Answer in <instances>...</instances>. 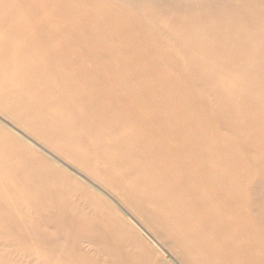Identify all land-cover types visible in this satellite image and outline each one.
<instances>
[{
	"label": "bare ground",
	"instance_id": "6f19581e",
	"mask_svg": "<svg viewBox=\"0 0 264 264\" xmlns=\"http://www.w3.org/2000/svg\"><path fill=\"white\" fill-rule=\"evenodd\" d=\"M19 2L27 14L30 10L40 31L60 34L65 46L81 52L106 45L107 31L126 33L111 18L121 7L143 17L166 44V50L152 59L172 65L168 74L182 72L191 82L184 94L167 104L185 122L176 135L200 146L202 156L196 153L195 159L209 166L207 174L223 185L228 197L234 193L233 200H246L249 220L256 226L247 243L257 242L255 252L264 257V0H27V6ZM0 12L22 16L13 0H0ZM29 46L0 27V110L109 185L186 264H222L209 226L189 228L184 197L157 194L155 210L142 204L128 181L146 172L132 165L133 150L125 135L111 120L88 116L84 110L90 99L84 87L65 95L42 54ZM127 56L137 63V57ZM251 85L257 88L250 91ZM77 110L85 124L76 120ZM101 130L103 155L95 151ZM121 147L123 159L114 158ZM11 170L15 176L7 177ZM81 188L77 177L0 126V264H171L119 209L94 190H86L92 194L86 199ZM174 203L177 208L171 207ZM255 252L251 264H258Z\"/></svg>",
	"mask_w": 264,
	"mask_h": 264
},
{
	"label": "rangeland",
	"instance_id": "374dc122",
	"mask_svg": "<svg viewBox=\"0 0 264 264\" xmlns=\"http://www.w3.org/2000/svg\"><path fill=\"white\" fill-rule=\"evenodd\" d=\"M13 1L22 16L18 18L17 13L0 12V27L12 32L24 45H30L29 47L42 54L47 70L65 95L73 94V89L78 86L84 87V94L90 99L84 110L88 116L96 114L111 120L117 131L125 135L133 150L132 165L147 173L138 180L128 181L137 190L142 204L155 210L157 194L172 193L179 199L184 197L187 201L189 228L196 231L203 225L209 226L214 233L215 250L222 255V264H251V254L259 247L254 240L247 243L249 237L253 239L256 226L249 220L250 210L243 199L244 195L241 202L233 200V192L229 198L223 185L207 174L209 166H202L200 160L195 159L196 153L202 156L200 146L196 148L194 143H186L185 139L176 135L186 127L185 122L168 105L173 96L184 94L191 82L182 72H176L175 77L168 74L172 65L161 63L160 58L152 59L154 55L166 50V44L157 32L146 26L143 17L129 13L127 7H121L120 14H113L111 18H115L119 28L126 29V33L118 35L107 31L104 35L107 38L106 45H91L90 49L81 52L76 46H65L66 39L60 34L40 31L30 16V10L27 14L19 0ZM22 2L28 5L27 0ZM116 37L118 43H114ZM89 38L92 39L93 36ZM127 55L137 57V63L128 61ZM256 88V85H251L249 90ZM74 110L76 106L70 108V111ZM75 118L79 123L85 124V116L80 110L76 111ZM0 126L26 141L42 153L47 161L60 165L66 172L77 177L82 182V194L86 199L92 197L86 191L89 189L113 204L171 264H186L171 244L156 234L138 212L116 195L109 185L89 175L88 171L13 122L2 110ZM103 134L104 130H101L98 142L95 143V151L100 155L106 150L101 138ZM81 135H85V132L82 131ZM184 147L186 148L183 149ZM124 150V147L115 149L112 156L123 159ZM113 157L107 158L110 165ZM14 172L11 170L5 175L15 176ZM171 207L177 208L176 203ZM161 225H165L163 220ZM177 233V229L172 230L175 238ZM255 254L256 263L264 264V257L256 252ZM202 259L209 261L206 256Z\"/></svg>",
	"mask_w": 264,
	"mask_h": 264
}]
</instances>
